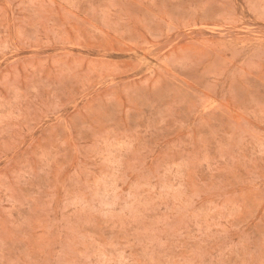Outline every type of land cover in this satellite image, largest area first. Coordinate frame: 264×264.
<instances>
[{"label": "rangeland", "instance_id": "rangeland-1", "mask_svg": "<svg viewBox=\"0 0 264 264\" xmlns=\"http://www.w3.org/2000/svg\"><path fill=\"white\" fill-rule=\"evenodd\" d=\"M0 264H264V0H0Z\"/></svg>", "mask_w": 264, "mask_h": 264}]
</instances>
